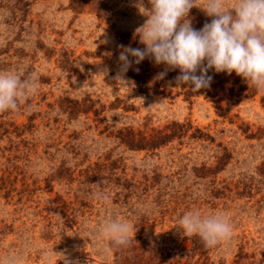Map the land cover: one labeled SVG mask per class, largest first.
I'll return each instance as SVG.
<instances>
[{
  "label": "rangeland",
  "instance_id": "374dc122",
  "mask_svg": "<svg viewBox=\"0 0 264 264\" xmlns=\"http://www.w3.org/2000/svg\"><path fill=\"white\" fill-rule=\"evenodd\" d=\"M136 2L0 0V71L37 77L26 104L0 113V264H63L59 253L80 264H264V92L142 93L135 64L130 85L115 81L119 46L144 47ZM190 17L196 29L210 22L199 8ZM91 101L99 116L84 111ZM172 122L193 126L183 141L138 150L118 137ZM194 209L226 213L232 237L191 251L200 238L177 225ZM108 217L135 225L129 246L105 250Z\"/></svg>",
  "mask_w": 264,
  "mask_h": 264
},
{
  "label": "clouds",
  "instance_id": "9594fccd",
  "mask_svg": "<svg viewBox=\"0 0 264 264\" xmlns=\"http://www.w3.org/2000/svg\"><path fill=\"white\" fill-rule=\"evenodd\" d=\"M134 6L145 17L134 30L144 47L119 46L115 81L130 85L125 74L148 58L164 66L158 78L178 69L177 86L186 85L193 92L210 87L209 70L234 72L264 92V0H137ZM193 8L210 18L200 29L192 25ZM36 80L34 73L0 71V113L18 111L26 104L37 91ZM134 228L124 220L106 218L100 229L109 242L105 250L129 246ZM177 230L185 237L198 236L206 248H213L232 237L233 225L224 212L204 214L194 209L180 217ZM59 254L63 264H80ZM3 264H20V258L9 256Z\"/></svg>",
  "mask_w": 264,
  "mask_h": 264
},
{
  "label": "trees",
  "instance_id": "16d2710c",
  "mask_svg": "<svg viewBox=\"0 0 264 264\" xmlns=\"http://www.w3.org/2000/svg\"><path fill=\"white\" fill-rule=\"evenodd\" d=\"M203 25L204 23L200 24L199 26L202 27ZM153 64L154 62L151 59L146 58L140 64H135V70L129 74L135 79L137 88L142 93L150 91L170 99H174L177 96L183 94L185 100H191L193 97L203 95L205 98H210L215 102H220L222 100H232L234 98L236 99V102H239L243 96L250 98L254 97L258 93L256 88L248 86L247 83L234 72L231 75H228L226 73H215L214 70H209L208 72V75L212 76L213 78L209 88L201 89L199 92H193L188 88V86L183 85L182 89L175 92L177 88L181 87L177 86L175 82V77L179 75V70L177 69L175 71H168L163 78H158V73L164 71V66H153ZM237 84H239V87H237ZM261 100L264 105V96ZM94 103L95 102L91 101V105H88L84 111H93L96 116H99L103 107L100 110L93 109ZM192 128L193 126L190 122H172L164 129L156 131L154 134L149 136L140 131L135 133L128 130H121L119 131L118 137L121 142L125 143L132 149L153 150L173 141L174 139L183 141ZM196 130L199 131L198 129ZM188 137L189 139H200V137L195 133L190 134ZM201 249H204L203 252H201L204 254L209 248H206L201 240L200 242L194 241V246L191 251Z\"/></svg>",
  "mask_w": 264,
  "mask_h": 264
}]
</instances>
